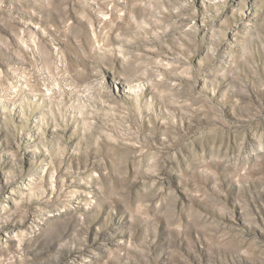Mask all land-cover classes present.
Masks as SVG:
<instances>
[{"label": "rangeland", "instance_id": "1", "mask_svg": "<svg viewBox=\"0 0 264 264\" xmlns=\"http://www.w3.org/2000/svg\"><path fill=\"white\" fill-rule=\"evenodd\" d=\"M0 264H264V0H0Z\"/></svg>", "mask_w": 264, "mask_h": 264}]
</instances>
